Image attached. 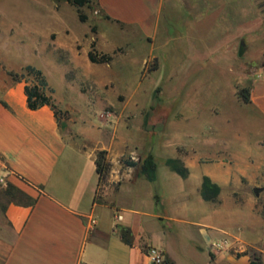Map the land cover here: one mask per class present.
<instances>
[{
  "label": "crops",
  "instance_id": "crops-1",
  "mask_svg": "<svg viewBox=\"0 0 264 264\" xmlns=\"http://www.w3.org/2000/svg\"><path fill=\"white\" fill-rule=\"evenodd\" d=\"M231 3L236 10L235 0ZM95 5L101 17L144 34L156 28L160 0H95ZM194 5L195 13H204V6L205 12L218 13L220 0H195ZM0 30V164L8 185L35 200L32 206L2 205L0 264H151L146 255L150 247L162 252L163 264H264V213L255 199L246 198L264 182V72L252 81L246 104L259 117L252 118L260 127L259 139L245 144L240 155L229 151L227 161L219 149L211 160H203L193 147L184 153L168 144L172 151L160 159V167L153 145L138 129L109 124V131L101 123L108 137L91 139L86 127L59 121L49 106L29 109L26 83L13 81L10 73L32 66L44 75L50 66L64 78L76 69L61 66L54 56L49 64L44 39H13L11 25L0 23ZM51 42L55 49L67 48L69 62H75L72 47H63L58 37ZM85 60L89 66L87 51ZM51 96L57 108L66 109L55 93ZM99 151H106L110 163L101 183L95 165ZM131 154H137L138 162L154 156V181L139 166L127 164ZM168 160L181 163L187 175L173 170ZM205 177L220 189L214 201L202 197ZM92 218L96 224L91 229ZM123 228L129 229L131 244L122 240ZM223 239L229 241L227 249L210 248Z\"/></svg>",
  "mask_w": 264,
  "mask_h": 264
},
{
  "label": "rangeland",
  "instance_id": "rangeland-1",
  "mask_svg": "<svg viewBox=\"0 0 264 264\" xmlns=\"http://www.w3.org/2000/svg\"><path fill=\"white\" fill-rule=\"evenodd\" d=\"M194 2L160 0L156 28L149 35L101 17L95 3L78 9L55 0H0V23L11 25L13 39H44L49 64L54 56L61 66L76 69L60 78L45 68L48 88L66 106L58 108L59 121L83 125L91 139L108 137L101 123L109 131V124L138 129L153 145L160 167V159L172 151L168 144L184 153L193 147L203 160H211L219 149L227 161L229 151L240 155L245 144L260 138L252 120L259 117L238 91L264 72V0H235L236 10L231 0H220L218 13H207L204 6L202 14L195 13ZM244 8H250L249 14ZM57 37L75 51L74 63L67 48H54L51 41ZM92 48L110 61L88 66L85 55ZM15 75L28 83L33 79L24 70ZM137 158L131 154L127 160ZM3 170L0 164V211L8 202ZM258 185L259 196L250 189L246 198L255 199L264 213V182Z\"/></svg>",
  "mask_w": 264,
  "mask_h": 264
},
{
  "label": "trees",
  "instance_id": "trees-1",
  "mask_svg": "<svg viewBox=\"0 0 264 264\" xmlns=\"http://www.w3.org/2000/svg\"><path fill=\"white\" fill-rule=\"evenodd\" d=\"M55 1H62L69 3L78 9L82 7L91 8L95 3V0H55ZM79 18L82 21L85 19V17L80 13H79ZM104 18L110 20L108 16H104ZM88 59L91 63H108L110 61V57L108 55L103 54L101 56H96L93 48L88 52ZM24 71L26 72L27 76L33 78L31 83L25 82L26 84L24 86V93L26 96L28 108L31 110H37L43 106H49L53 110L57 119H59L58 117L59 109L57 108L51 96L53 91L48 88L46 79L42 71L32 66H26L24 68ZM10 75L13 77L14 80L20 81V79H17L18 77L15 74L10 73ZM250 91H251V86L241 88L238 91V97L245 104H249L251 102ZM127 164L129 166H139L140 173L143 176H145L147 180L151 182L155 180L157 164L152 154H148L144 159H142L139 162L128 161ZM167 164L170 165L173 168V170H175L181 176L185 177L187 175V170L178 161L168 160ZM95 165H96V172L98 174L99 183L104 182L108 177L110 171V163L107 160L106 151H99L96 154ZM219 191L220 189L215 184H212L209 178L205 177L203 179L201 193H202V197L206 201L216 200ZM5 197L8 199L9 202L15 204H25L32 206L35 201L13 186H9L8 189L5 191ZM20 199H25V201H22ZM120 234L122 240L125 243L131 244L129 229L123 228Z\"/></svg>",
  "mask_w": 264,
  "mask_h": 264
},
{
  "label": "built area",
  "instance_id": "built-area-1",
  "mask_svg": "<svg viewBox=\"0 0 264 264\" xmlns=\"http://www.w3.org/2000/svg\"><path fill=\"white\" fill-rule=\"evenodd\" d=\"M96 224V220L92 218L89 222V228H93ZM230 246L229 241L226 239L223 240H217L211 243L210 248L213 251H222L227 249ZM146 255L148 256L151 264H163L164 258L162 255V252L154 247H150L146 251Z\"/></svg>",
  "mask_w": 264,
  "mask_h": 264
},
{
  "label": "water",
  "instance_id": "water-1",
  "mask_svg": "<svg viewBox=\"0 0 264 264\" xmlns=\"http://www.w3.org/2000/svg\"><path fill=\"white\" fill-rule=\"evenodd\" d=\"M260 192H261V189H260V188H255V189H254V193H255L256 197L259 196V193H260Z\"/></svg>",
  "mask_w": 264,
  "mask_h": 264
}]
</instances>
